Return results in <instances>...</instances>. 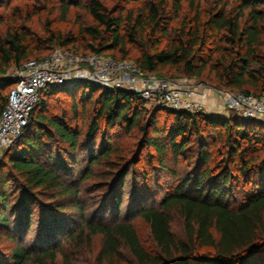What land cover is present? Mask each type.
Listing matches in <instances>:
<instances>
[{
	"label": "trees",
	"instance_id": "16d2710c",
	"mask_svg": "<svg viewBox=\"0 0 264 264\" xmlns=\"http://www.w3.org/2000/svg\"><path fill=\"white\" fill-rule=\"evenodd\" d=\"M59 1L64 14L71 6L83 4V0ZM216 1L215 8L203 13L200 11L202 0H171L174 13L171 18L167 0L152 3L141 13L135 15L131 12L125 17L111 15L98 0H91L90 11L97 26L81 32L100 41L98 46L91 44L89 49L81 51L74 36H58L52 32L47 38L38 40L76 53H98L122 60L129 54L126 50L128 41L140 43L142 51L133 62L146 73L168 79H208L227 91L258 96L264 89V0H239L235 16L229 13L228 2ZM184 2L195 10L194 17L181 19L171 26L169 19L180 16ZM118 50L123 58L114 53ZM30 57L26 34L9 32L0 38L1 73L11 65L21 66L31 60ZM171 70L179 76L169 74ZM14 82L12 78L0 76V90L9 87L7 97H0V117ZM76 85L83 89L82 98L94 103V116L86 139L94 141L102 123L109 129L141 130L144 145L156 151L160 169L179 180L172 191L164 194L159 206L141 202L138 208V214L149 224L156 251L143 244L134 223L127 218L109 222L87 218L80 201L81 189L70 174V160L77 159L84 132L51 116L45 108V95L68 92L66 86H59L43 93L29 123L14 141H17L14 150L6 154L9 165L6 175L17 183L15 189L20 192L17 205L10 211L21 212L18 215L20 220L13 224L6 212L11 201L5 189L6 177L2 174L4 189L0 201L5 209L0 211V226L6 228L9 239L17 241V235L29 229L34 210L39 207L42 214L35 219L42 225L37 238L42 247L32 251V248L17 245L13 249L11 264H55L59 257L62 264H74L64 246L86 249L96 236L100 237V242L94 264H129L123 252L125 248L132 257L130 264H264V157L258 154L264 152V135L259 122L246 120L233 111L230 112L237 115L164 109L168 115H173L170 126H167L159 124L156 115L146 121L147 102L136 92L102 88L95 84ZM208 127L224 133L229 159L218 160L211 167L210 144L202 142L199 161L205 166L204 170L194 178L179 177L168 165V160H176L190 147L192 134L201 135ZM104 141L105 130L100 138V150L95 152L96 148L91 147L88 168L81 174L80 182L92 176L94 165L109 161L115 153L112 147L104 145ZM138 151L131 159L132 167L140 160L142 152L141 149ZM231 159L238 161V177L254 183L238 203L231 202L229 197L233 178L228 162ZM3 166L0 164V170ZM133 171L125 167L116 174L112 173L110 183L116 184L112 186V198L104 204L105 211L113 202L115 210L120 209L119 188H124L127 176ZM72 209L79 212V220L68 216ZM172 211L178 212L183 219V237L171 229ZM2 234L0 230V236ZM49 237L56 239L53 245Z\"/></svg>",
	"mask_w": 264,
	"mask_h": 264
},
{
	"label": "rangeland",
	"instance_id": "374dc122",
	"mask_svg": "<svg viewBox=\"0 0 264 264\" xmlns=\"http://www.w3.org/2000/svg\"><path fill=\"white\" fill-rule=\"evenodd\" d=\"M105 11L115 16H127L131 12L135 15L146 10L152 3H158L161 0H98ZM229 3V13L236 15L237 8L239 6V0H223ZM169 5V11L171 12L169 17H173L172 2L167 0ZM218 1L216 0H202L200 11L208 13L216 7ZM91 0H83V4L80 6L73 5L70 7L67 13H63L62 5L59 0H0V38L5 37L9 32L19 31L26 34L28 38V44L30 47L31 59L48 57L58 45L50 46L48 43H43L38 38H47L52 32L58 36L72 35L77 38L76 44L81 49L87 50L91 44L98 46L100 41L93 39L89 34L82 33L81 30L87 27H96L95 21L90 11ZM261 9L263 7H260ZM195 15V10L189 3L184 2L183 10L179 17L175 19H169L170 25H174L181 19H191ZM126 33V31H125ZM140 43H132L128 41L126 50L129 54L126 58L130 61H135L134 57L138 55L142 49ZM112 53V51H109ZM118 58H123L121 51L114 52ZM18 66L11 65L4 73L0 72V76L11 78L17 71ZM169 74L179 76L175 70L169 71ZM184 83L198 84L202 83L210 89H217L218 91H227L224 88L216 87L212 81L205 79L199 81L196 79L178 78L174 79ZM68 92H56L45 95L46 99V111L53 117L59 118L69 123L72 128H81L83 130V146L79 149L78 157L73 158L70 161L72 164V170L70 174L74 177L76 185H79L81 189V203L85 207L87 218H92L94 221L106 220L116 221L122 219H129L134 223L139 236L143 244L150 250L156 251L155 242L151 236L149 224L138 214V208L140 203L144 202L146 205L159 206L161 198L167 191H172L178 184L175 177L171 176L167 171L160 169L157 162L156 151L150 147L144 145V133L141 130L133 129L127 132L121 128L109 129L103 123L101 128L95 134L94 141L86 139L87 129L93 119V101L87 102L82 98L84 95L82 87L77 85L66 86ZM9 93V87L0 90V97H7ZM94 96V95H91ZM219 98L223 104L221 94L218 92L213 93L211 97L205 101L204 114L217 115L215 109H211L212 105L209 100L211 98ZM89 98H91L89 96ZM146 112L144 113L146 121H151L152 117L156 115L159 124L169 125L173 120V115H168L164 108L156 107L153 104L147 103L145 105ZM38 111V110H37ZM218 112V111H217ZM233 115L230 111H225L218 115ZM237 115V114H236ZM239 116V115H238ZM240 117V116H239ZM261 124L260 128L264 135V118L255 120V122ZM259 126V125H257ZM105 130V146H110L114 149L115 153L110 157L111 159L103 161L93 166L92 176L85 181L80 182L79 178L83 171L88 168L89 152L91 147H95V152L100 150V138L102 132ZM234 133V132H233ZM224 133H218V129L208 127L201 135L196 133L192 134V142L176 160L170 158L168 165L176 170V173L181 178H194L197 173L203 171L205 166L199 161V147L202 142L210 144V152H212V159L209 163L211 167H214L218 160L228 158L227 151L228 145L223 141ZM108 138V139H107ZM111 140V143H107ZM17 142V141H16ZM14 142L9 147L0 152V164H3L2 170H0V193L3 192V186L1 182V176L4 174L6 186L5 189L8 192V198L11 201V206L7 208V216L12 219L13 224H16L20 210L16 213L10 211V208L17 205L20 198V192L17 191L16 182L12 180V177L6 175L9 168L7 163L6 154L14 150ZM144 146V147H143ZM103 147V146H102ZM104 149V148H103ZM141 149L140 160L134 165V169L130 166L131 159L135 156L136 152ZM12 152V151H11ZM259 156L264 157V152H259ZM153 156V157H151ZM149 158V159H148ZM229 159V158H228ZM229 167L233 175L232 183L230 185V199L236 201L235 203L243 200V193L246 189L254 186L252 181H245L243 178L238 177L236 170V164L238 161L231 159L228 161ZM125 167L134 170L132 175L127 176L125 180L124 188L120 190L119 197L121 198L122 205L118 210L120 215L117 216L118 211L115 209V203L109 205V209L105 211L104 204L107 203L111 197V190L115 186L116 182L112 184V175L120 172ZM219 171V169L217 170ZM113 173V174H112ZM177 176V177H178ZM113 186V187H112ZM4 205L0 201V211H3ZM34 215L31 218L29 229L21 234L17 235V241H13L7 237V230L4 226H0V230L4 233L0 236V264H11L13 262V249L17 245H22L32 248V251L39 250L42 246L37 243L38 235L42 232L41 223L36 222L37 216H42L40 208L34 210ZM67 214V213H66ZM73 218L79 220V212L77 209H72L68 213ZM40 218V217H39ZM171 229L179 237L184 236V224L182 217L176 211L171 212ZM23 220V219H22ZM25 228V227H24ZM48 235V233H45ZM55 238V237H53ZM49 239H52V237ZM52 245L56 242V239L50 240ZM100 242V237H94L92 245L84 248H72L71 246L63 245L66 253H68L70 259L74 264H94L96 250ZM124 255L129 260V264L132 261V257L127 249H124ZM35 264V263H34ZM55 264H62L61 258L56 260Z\"/></svg>",
	"mask_w": 264,
	"mask_h": 264
},
{
	"label": "built area",
	"instance_id": "2783aa9c",
	"mask_svg": "<svg viewBox=\"0 0 264 264\" xmlns=\"http://www.w3.org/2000/svg\"><path fill=\"white\" fill-rule=\"evenodd\" d=\"M11 78L15 84L0 117V152L21 135L43 93L59 86L86 83L126 89L158 108L188 113L204 112L205 101L218 92L226 111L236 112L246 120L264 118V89L258 96L238 91H212L202 83H184L146 73L127 59L76 53L65 47L56 48L48 57L28 60Z\"/></svg>",
	"mask_w": 264,
	"mask_h": 264
},
{
	"label": "crops",
	"instance_id": "0c3cea01",
	"mask_svg": "<svg viewBox=\"0 0 264 264\" xmlns=\"http://www.w3.org/2000/svg\"><path fill=\"white\" fill-rule=\"evenodd\" d=\"M210 104L212 105L211 109H215L216 112H213V113H217L218 114H221L223 112H225L226 110L224 109L223 107V104L221 103V100L219 98H211V100H209ZM218 111V112H217Z\"/></svg>",
	"mask_w": 264,
	"mask_h": 264
}]
</instances>
